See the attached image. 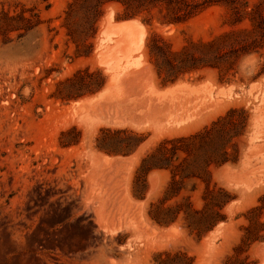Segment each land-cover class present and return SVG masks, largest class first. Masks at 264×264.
<instances>
[{
	"label": "rangeland",
	"instance_id": "374dc122",
	"mask_svg": "<svg viewBox=\"0 0 264 264\" xmlns=\"http://www.w3.org/2000/svg\"><path fill=\"white\" fill-rule=\"evenodd\" d=\"M71 1L0 0V264H264V0H115L95 34ZM156 37L173 54L217 52L223 68L166 81ZM231 108L248 115L226 147L237 161L164 200L171 171L143 159ZM216 196L223 219L200 234L189 210L153 217L175 211L153 202L203 211Z\"/></svg>",
	"mask_w": 264,
	"mask_h": 264
},
{
	"label": "trees",
	"instance_id": "16d2710c",
	"mask_svg": "<svg viewBox=\"0 0 264 264\" xmlns=\"http://www.w3.org/2000/svg\"><path fill=\"white\" fill-rule=\"evenodd\" d=\"M111 1L115 0H72L68 4V10L66 12L68 15H72L81 11L88 25L90 24L92 33L95 34L97 30L96 23L103 15V6ZM116 1H121L128 5V0ZM261 39H264V34ZM156 40H158V43H155V47L159 50H153L152 54L161 72L166 73L164 78L166 81H173L181 74L206 66L223 68V55L217 52L204 50L197 55L195 53L187 54L186 52L173 54L163 49V45H159V37H156ZM214 44L215 43H212L208 46L211 47ZM232 54L236 55L237 51L232 52ZM247 116L243 108H231L224 116L219 117L210 127H205L202 131L190 136L164 139L153 152L143 159L142 168L146 169V171L154 168H166L171 171V180L165 190L164 200H169L178 196L183 188L182 183L185 179H205L211 165H222L228 161H237V158L229 157L226 147L233 137L241 133ZM236 118H239V120ZM169 144H171V146H169ZM204 149H207V152L202 161L203 156L200 151ZM179 151L185 152L187 156L183 158L182 162L175 164L174 157H176ZM178 176L180 179L177 178ZM221 193H226V190L220 188L217 192L207 191L204 198L207 199L210 195ZM224 204V200L216 196L212 203L206 201L203 211H196L190 203L186 204L187 208H183V205L180 203L171 207H163L153 202L151 208H153V210H175L168 214H163V216H161V214L153 216L160 224H170L176 221L180 210H189L185 216L188 219V224L193 231L200 234L203 231L213 228L223 219L222 214L219 211H215L216 209L213 208V205L222 208ZM260 239L264 240V235L260 236ZM253 241L255 240H252V242ZM252 242H250V244Z\"/></svg>",
	"mask_w": 264,
	"mask_h": 264
},
{
	"label": "bare ground",
	"instance_id": "6f19581e",
	"mask_svg": "<svg viewBox=\"0 0 264 264\" xmlns=\"http://www.w3.org/2000/svg\"><path fill=\"white\" fill-rule=\"evenodd\" d=\"M114 26L121 30V31H124L122 33H125V34H128L129 33V37L132 38L133 40H140L142 41L143 40V30H142V27L137 23V22H133V21H124V22H116L114 23ZM120 32V31H119ZM128 32V33H127ZM124 34V35H125ZM127 36V35H126ZM128 37V38H129ZM126 38V37H125ZM121 41V40H120ZM118 41V42H120ZM124 41V40H123ZM122 41V42H123ZM129 43V42H127ZM134 43V42H133ZM125 44V43H124ZM122 44V45H124ZM129 45V44H128ZM128 45L126 44V46L128 47ZM133 45V44H132ZM125 46V47H126ZM127 49V48H126ZM140 50V49H139ZM138 50V51H139ZM263 245V244H262ZM262 247V246H261ZM264 247V246H263ZM256 250V249H255ZM260 250V249H259ZM264 256V254H263Z\"/></svg>",
	"mask_w": 264,
	"mask_h": 264
}]
</instances>
